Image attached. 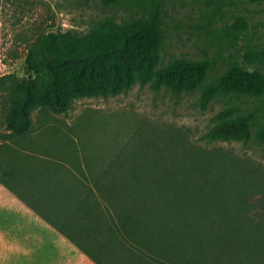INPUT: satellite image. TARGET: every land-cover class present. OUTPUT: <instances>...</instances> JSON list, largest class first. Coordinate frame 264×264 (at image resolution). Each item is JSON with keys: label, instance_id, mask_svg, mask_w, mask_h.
I'll list each match as a JSON object with an SVG mask.
<instances>
[{"label": "rangeland", "instance_id": "obj_1", "mask_svg": "<svg viewBox=\"0 0 264 264\" xmlns=\"http://www.w3.org/2000/svg\"><path fill=\"white\" fill-rule=\"evenodd\" d=\"M147 10L130 0H0V79L12 73L28 76L29 52L50 32L87 34L108 19L129 23ZM159 10L164 36L158 69L180 59H208L212 66L204 85L175 94L138 81L119 95L78 98L66 114L35 110L26 136L1 128L0 155L13 174L0 172V264H96L45 215L57 219L61 210L73 208L90 190L93 175L114 170L116 160L127 161L129 171L152 164L197 175L200 168L187 171L186 163L215 149L235 156L263 180V192L234 185L247 198L250 214L263 221L259 257L264 264V103L221 95L206 110L202 107L204 88L230 63L264 49V1L162 0ZM257 64L263 60L254 59L252 65ZM7 100L0 80V117ZM227 109H236L232 120L254 113L250 142L203 138ZM206 214L215 217L217 210L211 207Z\"/></svg>", "mask_w": 264, "mask_h": 264}, {"label": "trees", "instance_id": "obj_2", "mask_svg": "<svg viewBox=\"0 0 264 264\" xmlns=\"http://www.w3.org/2000/svg\"><path fill=\"white\" fill-rule=\"evenodd\" d=\"M130 1L148 14L129 23L108 19L87 34L50 32L39 38L26 58L29 75L0 79L8 91L0 130L26 136L32 132L35 110L66 114L78 98L119 95L138 81L175 94L203 86L212 66L208 59H180L158 69L162 0ZM254 59L263 65H252ZM221 95L250 96L264 103V49L245 53L206 86L203 109ZM235 113H220L221 121L203 138L250 142L254 113L232 120ZM120 161L112 163L114 170L93 175L90 190L73 208L61 210L57 219L45 215L96 264H263V221L250 214L247 198L234 185L263 192V180L253 177L241 160L223 149L212 150L186 163L187 171L200 168L197 175L152 164L141 172L129 171L127 161ZM0 172L13 174L1 155ZM211 207L217 216L206 214Z\"/></svg>", "mask_w": 264, "mask_h": 264}]
</instances>
